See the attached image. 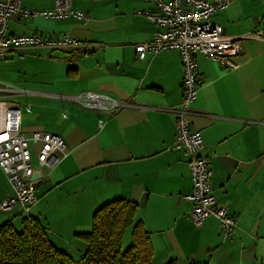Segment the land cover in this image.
<instances>
[{
    "label": "crops",
    "instance_id": "crops-1",
    "mask_svg": "<svg viewBox=\"0 0 264 264\" xmlns=\"http://www.w3.org/2000/svg\"><path fill=\"white\" fill-rule=\"evenodd\" d=\"M82 18L12 19L11 35L59 40L67 35L83 47L76 51L28 48L0 61V99L19 105L22 132L61 137L64 157L37 176L38 204L31 218L45 227L53 245L81 256V235L93 229L104 205L126 200L138 205L135 221L151 235L153 264H264V0H237L217 13L213 23L242 42L237 69L198 54L200 88L191 129L201 131L213 172L219 206L237 219L235 236L224 240L219 221L200 227L189 219L193 205L182 196L193 191L189 157L173 149L183 101L184 68L179 50L148 53L137 44L152 42L159 28L146 16L149 0H71ZM31 11H51L56 0H22ZM10 63V65H6ZM18 65L16 69L13 65ZM4 84L15 93H5ZM91 92L121 102L117 112L88 110L67 98ZM36 162V148L32 149ZM14 197L0 168V202ZM20 206L0 210V227L12 222L23 231ZM132 231V230H131Z\"/></svg>",
    "mask_w": 264,
    "mask_h": 264
},
{
    "label": "built area",
    "instance_id": "built-area-1",
    "mask_svg": "<svg viewBox=\"0 0 264 264\" xmlns=\"http://www.w3.org/2000/svg\"><path fill=\"white\" fill-rule=\"evenodd\" d=\"M155 4L154 12L145 16L159 30L152 42L137 44L136 51L140 60L148 53L159 54L165 50H179L182 56L183 101L173 110L177 116L176 136L173 149L183 151L189 157V167L193 191L182 196L190 202L193 209L190 221L198 228L209 218L219 221L224 240L235 236L237 219L218 205L212 186L213 172L210 169V157L203 155L205 148L201 131L191 129L193 108L198 99L201 84L197 55L201 54L225 68L237 69L235 58L241 53L242 42L259 39L262 32L240 38L228 37L221 25L213 23L212 18L224 11L237 0H149ZM43 17L52 21H63L72 16L82 18L83 14L73 10L71 0H56L51 11H31L23 7L22 0H0V61L11 58L16 53L24 59L22 53L28 48H45L52 51H76L83 45L67 35L59 40H43L39 35H11L9 21ZM5 93H15L4 84ZM79 107L88 110L117 112L124 105L104 95L82 92L67 98ZM36 148V162L32 149ZM64 157L68 153L66 142L58 136L36 132L27 137L22 132V111L19 105H13L0 99V168L8 178L14 197L0 202L1 211H10L20 206L24 215L31 218V212L39 200L36 195L38 180L35 174L42 168L53 169L60 163L56 153Z\"/></svg>",
    "mask_w": 264,
    "mask_h": 264
},
{
    "label": "trees",
    "instance_id": "trees-1",
    "mask_svg": "<svg viewBox=\"0 0 264 264\" xmlns=\"http://www.w3.org/2000/svg\"><path fill=\"white\" fill-rule=\"evenodd\" d=\"M137 214L138 205L126 200L101 207L94 215L92 231L81 235L88 250L79 259L53 245L37 220L26 218L21 232L7 222L0 227V264H153L151 235L135 221ZM129 230L132 243L125 251Z\"/></svg>",
    "mask_w": 264,
    "mask_h": 264
},
{
    "label": "rangeland",
    "instance_id": "rangeland-1",
    "mask_svg": "<svg viewBox=\"0 0 264 264\" xmlns=\"http://www.w3.org/2000/svg\"><path fill=\"white\" fill-rule=\"evenodd\" d=\"M6 65H10V63H7ZM14 68H18L19 66L16 64V65H13ZM8 68L7 67H3L2 69H0V72H3L5 74H8ZM132 231L129 230L125 236V239H124V243H123V249L126 251L130 246H131V238H132ZM57 247V246H56ZM58 248V247H57ZM77 259H79L80 257H76Z\"/></svg>",
    "mask_w": 264,
    "mask_h": 264
},
{
    "label": "water",
    "instance_id": "water-1",
    "mask_svg": "<svg viewBox=\"0 0 264 264\" xmlns=\"http://www.w3.org/2000/svg\"><path fill=\"white\" fill-rule=\"evenodd\" d=\"M40 175H41V172H37V173L35 174L34 178L37 179L36 177H37V176H40Z\"/></svg>",
    "mask_w": 264,
    "mask_h": 264
}]
</instances>
